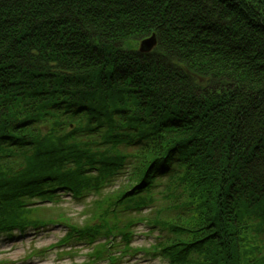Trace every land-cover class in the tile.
<instances>
[{
    "label": "trees",
    "instance_id": "1",
    "mask_svg": "<svg viewBox=\"0 0 264 264\" xmlns=\"http://www.w3.org/2000/svg\"><path fill=\"white\" fill-rule=\"evenodd\" d=\"M123 173L67 223L91 264L139 223L167 264H264V0H0V238Z\"/></svg>",
    "mask_w": 264,
    "mask_h": 264
},
{
    "label": "rangeland",
    "instance_id": "2",
    "mask_svg": "<svg viewBox=\"0 0 264 264\" xmlns=\"http://www.w3.org/2000/svg\"><path fill=\"white\" fill-rule=\"evenodd\" d=\"M124 175V177H122ZM128 178V173H123L114 181V185L105 187L101 192L90 194L82 200H74L67 194L60 200H48L38 202L35 211L43 218H52L55 224L47 228H40L36 231L26 233L17 237L13 242H6L5 238H0V262L3 264H91L92 254L99 241L92 244H85L76 241L63 242L67 232V223L82 226L93 222L90 215V207L94 206L96 199L104 200L107 194L118 190L122 182ZM46 206V207H45ZM45 207V208H44ZM150 209V208H149ZM149 209L142 212H135L133 217H144ZM57 220V221H56ZM136 235L132 238L131 247L136 251H131L123 257L120 252L114 253L119 257L117 264H167L169 259L160 256H149L145 249L151 247L157 238L154 235L145 233L148 229L146 223H139L134 228ZM37 231H39L37 233ZM13 262V263H11ZM93 264H106L104 259H96Z\"/></svg>",
    "mask_w": 264,
    "mask_h": 264
},
{
    "label": "water",
    "instance_id": "3",
    "mask_svg": "<svg viewBox=\"0 0 264 264\" xmlns=\"http://www.w3.org/2000/svg\"><path fill=\"white\" fill-rule=\"evenodd\" d=\"M156 36L152 35L149 38L144 39L140 44V50L141 51H150L156 44Z\"/></svg>",
    "mask_w": 264,
    "mask_h": 264
}]
</instances>
